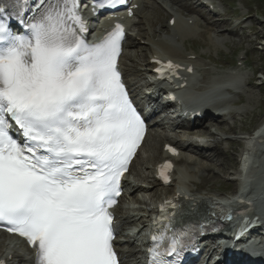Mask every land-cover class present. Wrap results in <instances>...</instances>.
Listing matches in <instances>:
<instances>
[{
  "label": "snow or ice",
  "instance_id": "6c2138e0",
  "mask_svg": "<svg viewBox=\"0 0 264 264\" xmlns=\"http://www.w3.org/2000/svg\"><path fill=\"white\" fill-rule=\"evenodd\" d=\"M77 7L0 0V227L27 241L36 264H118L109 209L145 132L117 67L123 28L89 45ZM152 239V264L184 247Z\"/></svg>",
  "mask_w": 264,
  "mask_h": 264
},
{
  "label": "rangeland",
  "instance_id": "374dc122",
  "mask_svg": "<svg viewBox=\"0 0 264 264\" xmlns=\"http://www.w3.org/2000/svg\"><path fill=\"white\" fill-rule=\"evenodd\" d=\"M216 1L223 12L213 15L207 8L196 4V0L194 2L192 0H179V3L170 0H147V3L149 2L148 7L131 23L130 33L136 37V40H133V47H127L126 53L138 61L137 69L135 71L131 69V60L128 58L125 60L126 68L129 69L127 76L131 73L141 80L146 79L145 76H139L137 71L145 70L147 58L149 59L153 49L161 51L154 45L157 41L161 39L168 41L169 33L167 32L170 31H165V28L168 26L170 16L164 14L162 10L170 11L172 8L182 20L183 28L189 20L195 22L193 29L183 31L185 40H178L175 47L180 53H196L203 56L202 59L196 61L198 69L202 70L197 74L198 77H203L204 74L203 84L222 79L226 75L227 69L243 60L245 56L248 59V64L253 65L255 74L252 73V68L243 69L240 74L242 78L238 91L241 93L228 95L227 107L232 111V114L221 119L224 120L221 129L211 125V120L214 119L200 122L202 127L198 129V133L209 136L207 144L209 148L199 151L201 153L199 155L203 154L205 157L202 159L194 157L195 160L201 161V164L197 162L194 165H188L186 162H182L178 165L181 170L186 172L184 177L186 189L197 190L198 185L202 184L201 191L198 193L208 203L212 199L232 200V194L235 193L237 183L240 181L239 172L245 168L246 163L245 156L247 155L239 164V153L242 148L244 149V142L255 134V128L262 121L264 122V0ZM197 12L204 15V18L193 16L195 15L193 13ZM207 21L216 22L210 31L205 29ZM178 33L175 35H180ZM149 39L151 47H149ZM146 49H149L150 53H148L147 58L143 59L142 54L145 53ZM130 80H133V76L130 77ZM248 82L249 84H247ZM142 83H145V80H142L140 84ZM151 134L153 136L155 134L164 136L163 134H165L164 137L166 138L163 139L161 136L153 138L150 135L146 146L136 161V169H133L134 171L130 176L136 182L137 191L132 196L129 195V197L124 198L123 203L128 206L131 234H134L141 222L144 223L148 220L152 205L159 198L158 196L163 197L169 193L166 188L160 187L153 179L152 171L155 162L160 157L155 161L153 158L155 155H161V142L163 140L178 137L182 133L174 132L168 127H162L154 128ZM224 136L228 139H224ZM155 146H158L157 151H154ZM185 148L187 151L189 146L186 145ZM262 154L260 157L258 155L253 162L254 171L257 173L251 188L253 191L259 188V183L264 178V153ZM203 177L208 180H204ZM177 178L179 179V177ZM234 179L237 181L233 182ZM156 189H159L158 196L155 193ZM131 237L133 238V236ZM141 242L142 236L141 233H138L135 242L136 247L141 248ZM2 243L4 240L0 239V244ZM25 255L27 256V254ZM131 264H141V260L139 257H134Z\"/></svg>",
  "mask_w": 264,
  "mask_h": 264
},
{
  "label": "bare ground",
  "instance_id": "6f19581e",
  "mask_svg": "<svg viewBox=\"0 0 264 264\" xmlns=\"http://www.w3.org/2000/svg\"><path fill=\"white\" fill-rule=\"evenodd\" d=\"M175 1H177V0H175ZM179 1V0H178ZM192 11V10H191ZM172 16H174V15H172ZM215 24H216V22H206V24H205V29L207 30V31H210V30H212V27H214L215 26ZM182 24H181V22L178 20V19H176V26H175V28L178 30L179 28H180V26H181ZM207 25V26H206ZM193 29V28H192ZM165 31H170V29L167 27V28H165ZM178 32H180V31H178ZM175 34H177V33H175ZM185 40V39H184ZM161 47H162V49H164L166 52H167V54L172 58V57H174V58H178V59H180V57H181V53L177 50V48L176 47H174L173 45H170V44H168V43H165V42H163V41H160V44H159ZM133 47L134 46V42L131 40V42H127L126 43V45H125V48L126 47ZM159 51V50H158ZM148 53H150V50L149 49H146V51H145V53H143L142 54V58L144 59V58H147L148 57ZM124 57H126V58H128L129 60H131L132 62H131V69H134V71H135V69H137L136 67L139 65L138 64V61L137 60H135L134 59V57H132L131 55H126V50H125V55H124ZM199 57H201V56H199ZM148 62H150V58L148 59L147 58V63ZM189 63H191V65H193V62L192 61H189ZM130 68V67H129ZM125 70V74H127L128 73V68H125L124 69ZM137 72H139V73H137L139 76H145V77H147V75L149 74V72H147V70L145 69H143L141 72L140 71H137ZM206 74L208 75V73L206 72ZM229 79H231V80H234L235 78L233 77V76H231ZM137 84H139V81L136 83V82H132V86H135V85H137ZM237 102H240L239 100L237 101ZM207 117L208 118H210V119H214V120H211V125L212 126H214V127H216L217 129H221V126L223 125V123H224V120L222 121L221 119H222V117H216V116H214V114H208L207 115ZM210 121V120H209ZM196 125H198V123L196 122V124H195V126ZM192 131H190L189 133H191ZM202 133V132H201ZM150 135H151V137H155V136H153L151 133H150ZM150 135H149V137H150ZM156 138H157V136H156ZM161 138H166V137H164V136H161ZM159 141V140H158ZM251 144H253V142H252V140H248V142H247V145H246V151H248L249 149H250V145ZM145 146H146V143H145ZM257 146V145H256ZM183 147L185 148L186 147V145L184 144L183 145ZM188 147V146H187ZM186 149V148H185ZM189 149V148H188ZM158 150V146H155L154 147V151H157ZM188 151V150H187ZM160 153H162L163 154V152H162V150H161V152ZM157 154V153H156ZM202 157H203V155H201ZM160 156L159 155H155L154 156V158H153V161H155L156 159H158ZM159 160V159H158ZM157 160V161H158ZM188 164H189V161H188ZM194 165V164H193ZM133 169H136V163L133 165ZM244 170V169H243ZM152 173H153V179H155V181H156V178H155V171H154V169H153V171H152ZM242 173V171H240L239 172V176H240V181H239V183H241V182H243V180H244V178H245V176L244 175H242L241 174ZM203 178H205L204 180H206L207 178L206 177H203ZM208 180V179H207ZM239 183H237V188H238V185H239ZM160 184V183H159ZM158 184V185H159ZM162 184H160L159 186H161ZM201 188H202V184H200V185H198V187H197V190L199 191V190H201ZM158 190L159 189H156L155 190V193H156V196H158L159 195V193H158ZM235 194V193H234ZM237 194V193H236ZM166 196V195H165ZM175 196H177V194L174 192L173 193V195H172V197H175ZM159 197V198H158ZM157 198L158 199H161L162 197L161 196H158ZM167 198V197H166ZM173 199V198H172ZM174 200H177V198L176 199H174ZM179 200L180 201H182V199H180L179 198ZM194 202H198V201H194ZM198 206H199V208L201 209H205V204L203 203V201H201L200 203H198L197 204ZM157 208V207H156ZM156 208L154 209V210H152V215L153 214H156L158 211H156ZM184 210H183V212L184 213H186V211H188V212H192L191 211V209H189V208H187V205H185L184 206V208H183ZM199 209V210H200ZM216 210H209V216H211L213 219H215L216 218V215H214L213 213L215 212ZM145 221V220H144ZM143 221V222H144ZM143 225H144V223H143ZM131 243H132V241L131 240H128V246H130L131 245ZM132 246V245H131ZM0 253H2V251H0ZM17 256H20V253H17ZM132 256H134V254H132Z\"/></svg>",
  "mask_w": 264,
  "mask_h": 264
}]
</instances>
